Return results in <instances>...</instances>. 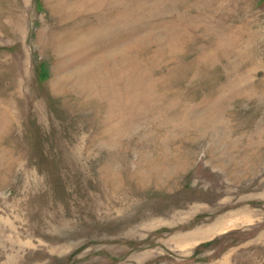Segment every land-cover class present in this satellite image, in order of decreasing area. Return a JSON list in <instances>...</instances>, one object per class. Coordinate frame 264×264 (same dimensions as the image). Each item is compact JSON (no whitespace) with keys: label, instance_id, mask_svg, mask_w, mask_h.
<instances>
[{"label":"rangeland","instance_id":"1","mask_svg":"<svg viewBox=\"0 0 264 264\" xmlns=\"http://www.w3.org/2000/svg\"><path fill=\"white\" fill-rule=\"evenodd\" d=\"M0 264H264V0H0Z\"/></svg>","mask_w":264,"mask_h":264}]
</instances>
